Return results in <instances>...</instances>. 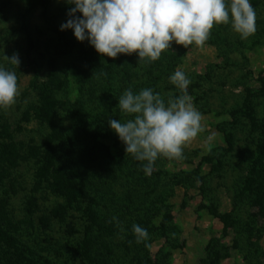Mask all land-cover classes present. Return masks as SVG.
Here are the masks:
<instances>
[{"label": "rangeland", "instance_id": "rangeland-1", "mask_svg": "<svg viewBox=\"0 0 264 264\" xmlns=\"http://www.w3.org/2000/svg\"><path fill=\"white\" fill-rule=\"evenodd\" d=\"M251 4L248 39L214 25L202 47L173 42L147 63L61 31L66 0H0V64L19 88L0 110V264H264V186L244 187L252 161L264 173V0ZM177 70L203 131L147 176L109 120L131 118L118 107L129 88L179 96Z\"/></svg>", "mask_w": 264, "mask_h": 264}, {"label": "clouds", "instance_id": "clouds-1", "mask_svg": "<svg viewBox=\"0 0 264 264\" xmlns=\"http://www.w3.org/2000/svg\"><path fill=\"white\" fill-rule=\"evenodd\" d=\"M72 5L60 30H72L78 42L87 41L98 54L117 58L136 53L139 62L153 63L172 43L202 47L214 25H231L242 40L256 31V12L251 0H66ZM77 13L81 15H77ZM18 66L19 58L4 57ZM169 81L180 95L167 100L152 88L134 93L127 89L118 107L130 119H110L109 126L125 145V151L141 162L150 176L158 158L178 159L183 147L203 131L201 113L191 103V80L177 70ZM19 94L14 71L0 64V110L10 108ZM112 221L119 223L116 217ZM111 222V221H110ZM136 242L148 231L133 225Z\"/></svg>", "mask_w": 264, "mask_h": 264}, {"label": "trees", "instance_id": "trees-1", "mask_svg": "<svg viewBox=\"0 0 264 264\" xmlns=\"http://www.w3.org/2000/svg\"><path fill=\"white\" fill-rule=\"evenodd\" d=\"M261 81H262V83H264V77L261 78ZM260 94H262L264 96V90L262 92H260ZM74 117H75V119L77 121L78 127L81 129V131L83 133H85L86 129L84 127L83 118L80 115H77V113H74ZM5 129H6V124H4L3 122L2 123L0 122V134H1L0 138L1 139H4L6 137V135H7ZM7 145L8 144L3 142L2 146H1V149H0V154H3L4 152H6L5 149L7 148ZM1 156H3V155H0V157ZM253 168H256L258 170V172H255V171L252 172ZM259 170H260L259 169V162H257V161L253 162L252 161V166H251L250 171L248 173V177L245 180V185H244L245 188H253L254 189V188H257V187L260 188L261 186H264V173L263 172L259 173ZM207 208H208L207 210L209 211L210 214H212L214 217L218 218L220 221L223 222L224 225H226L225 218L221 214H219L216 211V209H213L211 207H207Z\"/></svg>", "mask_w": 264, "mask_h": 264}]
</instances>
